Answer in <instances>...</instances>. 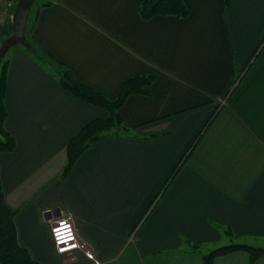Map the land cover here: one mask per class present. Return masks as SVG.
<instances>
[{
    "label": "crops",
    "instance_id": "0c3cea01",
    "mask_svg": "<svg viewBox=\"0 0 264 264\" xmlns=\"http://www.w3.org/2000/svg\"><path fill=\"white\" fill-rule=\"evenodd\" d=\"M182 1L186 18L149 20L142 0L32 4L36 41L106 98L154 74L148 94L118 110L129 131L90 144L62 177L71 136L108 113L62 89L24 47L8 50L4 128L15 146L0 151L1 188L19 245L40 264H200L180 237L227 243L216 225L264 247V0ZM61 215L92 259L55 251L49 222ZM212 264L264 256L237 250Z\"/></svg>",
    "mask_w": 264,
    "mask_h": 264
},
{
    "label": "trees",
    "instance_id": "16d2710c",
    "mask_svg": "<svg viewBox=\"0 0 264 264\" xmlns=\"http://www.w3.org/2000/svg\"><path fill=\"white\" fill-rule=\"evenodd\" d=\"M230 0H222V8L229 4ZM41 5H47L43 3ZM32 9V8H31ZM29 11L26 26H25V44H20L30 54L32 59L38 66L43 68L50 77L55 78L62 89L68 91L78 100H82L91 105L103 108L108 115L105 118H96L88 121L83 125L74 135L71 136L66 146V162L60 173L62 177L66 176L73 168L76 160L93 142L110 135L126 133L129 128L121 123L119 109L131 94H145L147 95L146 87L154 81V74H141L128 77L125 79L119 88L116 98L108 99L94 87L79 81L72 71V69L61 62L54 59L50 54L42 48L41 44L36 41L33 36V25L29 24V18L32 11ZM143 20H149L155 16H176L178 18H186L188 16L187 7L182 0H142L139 5L138 12ZM34 16L36 13L34 12ZM33 16V17H34ZM11 20L6 24H0V42L12 34ZM28 33V36H27ZM29 37V39L27 38ZM264 44V38L261 45ZM260 45V47H261ZM259 47V48H260ZM8 53V52H7ZM6 53V54H7ZM0 61V151L9 152L14 149V137L4 128L6 118L5 96H6V75L7 66L9 63L8 55ZM240 75L237 77L239 82ZM237 84V82H236ZM227 89L225 100L228 97L229 91L235 88ZM194 143V142H193ZM193 143H190L185 153L181 156L182 160L187 157L193 148ZM178 166L173 171L172 175L177 171ZM0 181V264H40L33 260L26 248L19 245L17 240L14 217L16 215L15 209L11 208L7 203ZM217 229L223 232L227 237L228 242L218 245L216 242H200L193 241L188 238L180 237L181 244L187 245L191 251H199L202 253V260L200 264H212L214 258L222 254L232 253L234 251H245L249 255V261L254 262L260 256H264V247L255 246L248 242H243L241 236L236 234L228 226H218Z\"/></svg>",
    "mask_w": 264,
    "mask_h": 264
},
{
    "label": "built area",
    "instance_id": "2783aa9c",
    "mask_svg": "<svg viewBox=\"0 0 264 264\" xmlns=\"http://www.w3.org/2000/svg\"><path fill=\"white\" fill-rule=\"evenodd\" d=\"M15 3L16 0H3V7L0 10V24H6L11 20ZM71 221L72 219L68 215H61L51 219L49 223L52 246L58 254L80 250L92 259V254L86 250L85 246L78 239L77 234H75L76 229Z\"/></svg>",
    "mask_w": 264,
    "mask_h": 264
},
{
    "label": "water",
    "instance_id": "95a60500",
    "mask_svg": "<svg viewBox=\"0 0 264 264\" xmlns=\"http://www.w3.org/2000/svg\"><path fill=\"white\" fill-rule=\"evenodd\" d=\"M35 0H16L11 17L12 34L0 42V61L4 54L16 44H25L24 29L29 11Z\"/></svg>",
    "mask_w": 264,
    "mask_h": 264
},
{
    "label": "rangeland",
    "instance_id": "374dc122",
    "mask_svg": "<svg viewBox=\"0 0 264 264\" xmlns=\"http://www.w3.org/2000/svg\"><path fill=\"white\" fill-rule=\"evenodd\" d=\"M1 7H3V3H2V6ZM13 12V11H12ZM27 36H28V33H27ZM28 39H29V37H27ZM14 46H22V45H20V44H16V45H14ZM224 241V243L225 242H227V240H224V239H222V242ZM218 244V243H217Z\"/></svg>",
    "mask_w": 264,
    "mask_h": 264
},
{
    "label": "bare ground",
    "instance_id": "6f19581e",
    "mask_svg": "<svg viewBox=\"0 0 264 264\" xmlns=\"http://www.w3.org/2000/svg\"><path fill=\"white\" fill-rule=\"evenodd\" d=\"M13 13V12H12Z\"/></svg>",
    "mask_w": 264,
    "mask_h": 264
}]
</instances>
